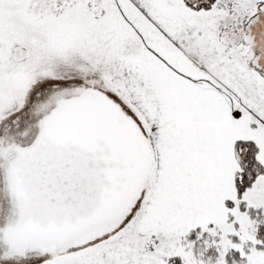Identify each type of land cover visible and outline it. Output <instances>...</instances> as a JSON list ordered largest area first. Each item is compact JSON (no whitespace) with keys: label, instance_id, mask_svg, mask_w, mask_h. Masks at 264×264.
I'll return each instance as SVG.
<instances>
[{"label":"snow or ice","instance_id":"obj_1","mask_svg":"<svg viewBox=\"0 0 264 264\" xmlns=\"http://www.w3.org/2000/svg\"><path fill=\"white\" fill-rule=\"evenodd\" d=\"M0 264H264V0H0Z\"/></svg>","mask_w":264,"mask_h":264}]
</instances>
